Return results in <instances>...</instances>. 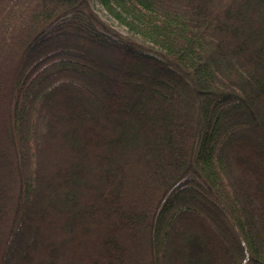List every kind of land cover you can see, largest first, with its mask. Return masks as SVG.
Instances as JSON below:
<instances>
[{
	"label": "trees",
	"instance_id": "obj_1",
	"mask_svg": "<svg viewBox=\"0 0 264 264\" xmlns=\"http://www.w3.org/2000/svg\"><path fill=\"white\" fill-rule=\"evenodd\" d=\"M98 1L0 0V264H264V0Z\"/></svg>",
	"mask_w": 264,
	"mask_h": 264
},
{
	"label": "rangeland",
	"instance_id": "obj_2",
	"mask_svg": "<svg viewBox=\"0 0 264 264\" xmlns=\"http://www.w3.org/2000/svg\"><path fill=\"white\" fill-rule=\"evenodd\" d=\"M92 4V7L94 8V10L97 12V14L99 15V17L106 23L108 24L109 26H111L112 28L124 33L125 32V29L120 26L115 20H113L111 17H109L107 15V13L103 10L101 4L99 3L98 0H92L91 2ZM0 95H3L2 93V90L0 89ZM54 154L55 156L53 155L52 159H50V164L51 165H54L56 160L59 159V155L57 156V150L55 149L54 150Z\"/></svg>",
	"mask_w": 264,
	"mask_h": 264
}]
</instances>
